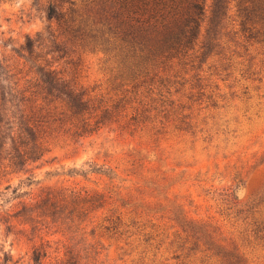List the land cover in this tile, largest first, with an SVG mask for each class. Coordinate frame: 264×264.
Segmentation results:
<instances>
[{
	"label": "rangeland",
	"instance_id": "rangeland-1",
	"mask_svg": "<svg viewBox=\"0 0 264 264\" xmlns=\"http://www.w3.org/2000/svg\"><path fill=\"white\" fill-rule=\"evenodd\" d=\"M47 1L0 0V57L13 60L27 36L53 26ZM248 51L231 66L223 62L226 69L208 58L162 100L142 96L147 110L132 126L122 128L117 111H99L89 134L52 139L38 159L3 171L0 264H33L30 246L42 229L30 230L13 214L43 190L61 188L117 198L119 223L106 219L107 209L78 220L98 251L87 264H191L173 257V232L193 223H209L248 264H264V230H257L264 227V58ZM58 62L94 104L118 103L130 88L90 45L70 47ZM126 96L119 104L127 119L139 97ZM125 207L139 210L138 230L126 225ZM58 263L51 252L39 264Z\"/></svg>",
	"mask_w": 264,
	"mask_h": 264
},
{
	"label": "trees",
	"instance_id": "trees-1",
	"mask_svg": "<svg viewBox=\"0 0 264 264\" xmlns=\"http://www.w3.org/2000/svg\"><path fill=\"white\" fill-rule=\"evenodd\" d=\"M44 13L53 26L27 36L13 60L0 57V176L38 159L52 139L89 134L99 111H117L122 128L134 125L147 110L142 96L152 100L154 92L162 100L208 58L222 69L223 62L231 66V58L249 54V48L264 58V0H48ZM76 44L102 52L115 76L130 86L118 103L94 104L89 92L62 74L58 59ZM127 91L139 99L126 119L119 103ZM116 199L101 191L61 188L23 203L13 216L43 232L30 246L33 264L51 252L58 264L90 263L98 251L78 220L90 210L107 209L106 219L119 223ZM136 209L125 207L124 214L126 225L138 230ZM173 236L179 262L248 264L209 223L181 227Z\"/></svg>",
	"mask_w": 264,
	"mask_h": 264
}]
</instances>
